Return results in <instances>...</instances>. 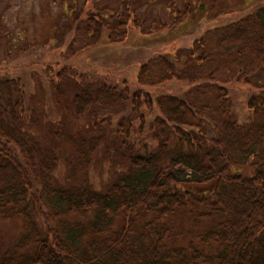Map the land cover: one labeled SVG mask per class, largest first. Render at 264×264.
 <instances>
[{
  "label": "trees",
  "instance_id": "trees-1",
  "mask_svg": "<svg viewBox=\"0 0 264 264\" xmlns=\"http://www.w3.org/2000/svg\"><path fill=\"white\" fill-rule=\"evenodd\" d=\"M88 1L66 3L70 54L243 13L140 62L133 85L61 66L51 118L19 76L0 78V219L21 228L0 264H264V2Z\"/></svg>",
  "mask_w": 264,
  "mask_h": 264
},
{
  "label": "rangeland",
  "instance_id": "rangeland-1",
  "mask_svg": "<svg viewBox=\"0 0 264 264\" xmlns=\"http://www.w3.org/2000/svg\"><path fill=\"white\" fill-rule=\"evenodd\" d=\"M257 1L256 4L264 2ZM68 2L69 0H0V78L19 76L28 94L35 93L41 102L44 100L45 119L53 117L54 105L50 108L48 95L43 97L46 92L44 86L61 66H73L74 71L87 79L116 84L125 79L133 85L140 62L155 54L172 53L177 48L188 47L207 28L235 19L243 13L230 12L211 20H208L209 16L200 21L195 18L188 21L190 24L187 30L182 33L179 31L174 36L166 35L168 32L165 30H159L162 31L159 34L160 39H163L161 41L131 29L120 42L110 43L99 38L93 45L70 54L64 50L63 45L73 35V31H63L62 27ZM91 3H95L94 0L88 1V4ZM145 89L151 90L147 87ZM150 94L153 98V92L150 91ZM230 94L243 112L245 88H231ZM153 106L156 108L154 103ZM85 121L79 120L78 125ZM61 168L62 165H58L55 173L60 174ZM246 171L249 169L242 168L241 172ZM107 175V164L98 161L89 171L92 186L98 188ZM20 229L19 219H0V238L5 243L15 240Z\"/></svg>",
  "mask_w": 264,
  "mask_h": 264
}]
</instances>
